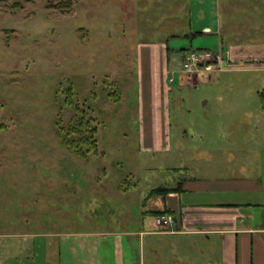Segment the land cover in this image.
Instances as JSON below:
<instances>
[{"label": "rangeland", "instance_id": "374dc122", "mask_svg": "<svg viewBox=\"0 0 264 264\" xmlns=\"http://www.w3.org/2000/svg\"><path fill=\"white\" fill-rule=\"evenodd\" d=\"M62 2L0 0V264H58L60 235L136 230L141 198L128 200L123 191L139 185L138 197L146 187L191 176L185 167L199 173L222 149L229 161L228 143L236 141L244 152L250 146L247 116L206 121L203 101H213L218 90L202 82L181 88L178 75L168 82L166 147L158 141L142 145L138 52L185 32L187 0H72L68 8L56 7ZM257 5L252 17L261 13ZM218 77L221 83L264 85V72ZM248 107L259 119L250 121L253 130L264 128V100L256 96ZM72 122L83 125L85 137L96 130L95 151L90 143L79 146L86 159L68 147L78 137L69 129ZM236 126L240 132L233 137L229 129ZM206 134L212 137L204 141ZM235 160L254 163L259 154H236ZM161 238L171 251L193 244ZM190 253L196 257L198 251ZM162 255L152 263L146 255L143 264H171L170 253ZM176 259L191 261L186 255Z\"/></svg>", "mask_w": 264, "mask_h": 264}, {"label": "crops", "instance_id": "0c3cea01", "mask_svg": "<svg viewBox=\"0 0 264 264\" xmlns=\"http://www.w3.org/2000/svg\"><path fill=\"white\" fill-rule=\"evenodd\" d=\"M253 4L260 6L261 13L252 17ZM185 27V32L171 35L166 43L143 45L138 52L142 86L139 115L146 123L140 137L142 145L149 148L155 141L165 145L172 92L168 82L178 75L181 88L202 82L218 90L213 101L211 96L203 101L202 106L208 108L206 121L235 122L247 116L246 144L250 146L242 147L246 148L244 152L238 150L236 141L228 143L232 148L229 161L222 149L210 162L199 166V173L185 167L191 176L172 180L168 186L150 190L146 187L138 197L133 195L139 185L131 186L123 191L127 195L124 198H141L140 226L136 230L99 233L94 238L60 235L58 264H143L146 255H150L152 263L151 259L164 257L162 252L167 251L171 264H178L174 260L178 255L191 259L181 264H213L217 258L219 264H264V128L253 130L250 121L254 114L248 107L256 96L264 100V91H259L264 85L249 80L221 83L218 77L264 72V0H187ZM190 50L211 51L222 59L223 69H204L192 77L184 75L181 65ZM175 81L172 79V83ZM260 118L264 121V117ZM214 130L224 132L222 128ZM229 130L233 137L239 131L237 126ZM211 137L206 134L202 138L205 141ZM245 153H258V162L244 164L235 160L236 154ZM164 189L171 191L164 194ZM155 213L170 214L175 220L172 230L158 231ZM162 236L184 238L193 244L171 251ZM191 250L198 251L196 257H191Z\"/></svg>", "mask_w": 264, "mask_h": 264}, {"label": "built area", "instance_id": "2783aa9c", "mask_svg": "<svg viewBox=\"0 0 264 264\" xmlns=\"http://www.w3.org/2000/svg\"><path fill=\"white\" fill-rule=\"evenodd\" d=\"M223 61L217 58L214 53L207 50H190L185 53L181 65L184 74L192 75L204 69L222 70ZM172 82V79L169 80ZM158 231L172 230L175 220L170 214H163L154 218Z\"/></svg>", "mask_w": 264, "mask_h": 264}, {"label": "trees", "instance_id": "16d2710c", "mask_svg": "<svg viewBox=\"0 0 264 264\" xmlns=\"http://www.w3.org/2000/svg\"><path fill=\"white\" fill-rule=\"evenodd\" d=\"M71 3H72V0H66V2H64V3L62 2L59 5H57L56 7L68 8V7H70ZM83 117L81 118L82 122L84 121ZM82 126L83 125L81 123H79V124H77L75 122L70 123L69 129L71 130L72 133H74L75 135H78V137L75 141L73 140L70 143H68V147L70 150H72L73 153H75L76 156L86 159L88 157L87 153L85 151H82L79 148V146L82 144L90 143L91 150L95 151L97 149V144L94 140V135L96 133V130L95 129H93V130L88 129V136L85 137V136L81 135V127ZM170 191H171V189H164V191H162V192L164 194H168ZM163 214H165V213H155L156 216L163 215Z\"/></svg>", "mask_w": 264, "mask_h": 264}]
</instances>
